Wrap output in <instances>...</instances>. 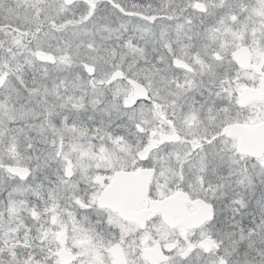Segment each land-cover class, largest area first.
I'll return each mask as SVG.
<instances>
[{
    "label": "snow or ice",
    "instance_id": "obj_1",
    "mask_svg": "<svg viewBox=\"0 0 264 264\" xmlns=\"http://www.w3.org/2000/svg\"><path fill=\"white\" fill-rule=\"evenodd\" d=\"M0 264H264V0H0Z\"/></svg>",
    "mask_w": 264,
    "mask_h": 264
}]
</instances>
